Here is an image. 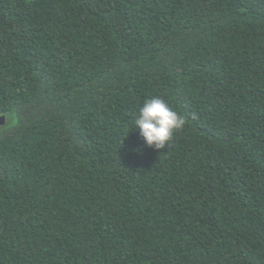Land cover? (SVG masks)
Listing matches in <instances>:
<instances>
[{
  "label": "trees",
  "instance_id": "1",
  "mask_svg": "<svg viewBox=\"0 0 264 264\" xmlns=\"http://www.w3.org/2000/svg\"><path fill=\"white\" fill-rule=\"evenodd\" d=\"M2 115L0 264H264V0H0Z\"/></svg>",
  "mask_w": 264,
  "mask_h": 264
},
{
  "label": "clouds",
  "instance_id": "2",
  "mask_svg": "<svg viewBox=\"0 0 264 264\" xmlns=\"http://www.w3.org/2000/svg\"><path fill=\"white\" fill-rule=\"evenodd\" d=\"M185 117L174 111L160 96L144 101L135 115L133 125L145 144L155 149H164L174 132L181 130Z\"/></svg>",
  "mask_w": 264,
  "mask_h": 264
},
{
  "label": "water",
  "instance_id": "3",
  "mask_svg": "<svg viewBox=\"0 0 264 264\" xmlns=\"http://www.w3.org/2000/svg\"><path fill=\"white\" fill-rule=\"evenodd\" d=\"M6 119L5 116H0V128L5 125Z\"/></svg>",
  "mask_w": 264,
  "mask_h": 264
}]
</instances>
